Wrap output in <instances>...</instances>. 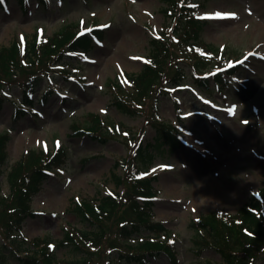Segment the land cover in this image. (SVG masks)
<instances>
[{"label": "rangeland", "instance_id": "374dc122", "mask_svg": "<svg viewBox=\"0 0 264 264\" xmlns=\"http://www.w3.org/2000/svg\"><path fill=\"white\" fill-rule=\"evenodd\" d=\"M47 1L45 7L41 0H29L25 11L19 0H10L7 8L0 10V49L10 48L19 39L31 43L38 34L52 38L68 25L78 26L81 19L91 28L93 23L106 27L102 33L97 32L103 41L87 53L75 57L66 54L56 61L46 56V63L39 69L27 68L20 76L13 75L17 84L0 83V94L21 99L19 81L32 75L34 69L44 74L33 100L32 110L38 113H20L16 118L14 107L2 101L0 137H10L9 158L1 176L2 195L12 191L8 172L28 149L54 151L64 145L68 154L62 167L42 183V189L33 197L31 209L39 214H28L16 237L7 241L4 231L5 220L10 218L5 211L8 201L0 202V246L8 255L7 264H21L13 250L23 240L31 245L33 256L39 257L33 252L36 247L31 239L52 241L51 249L58 261L72 260V252L60 243L72 227L87 230L75 210L77 198L100 204L102 197L110 193L124 197L127 191H134L132 182L137 176L140 180L155 177L149 182L157 188V195L149 200L148 208L178 237L175 245L179 262L162 254L151 264H200L204 257L221 261L215 249H206L201 256L195 254L194 222L200 215L208 221L218 211L238 215L246 203L253 201L252 195L264 188V0H200L203 3L196 16L201 19L199 37L190 41L209 45L216 51L214 56L227 54L230 63L242 61L245 71L234 77L236 84L219 92L213 82L208 90L196 83L184 64L189 74L186 81L173 87L170 94L160 96L158 105L162 120L179 128L183 146L159 144L162 131L150 126L145 118L146 111L153 112L151 103L148 110L138 114L122 111L114 104L113 87L131 82L130 77H140L153 56L150 38L159 35L163 26L172 29L173 18L165 10L167 0ZM64 67L74 71L81 83L64 78ZM45 91L49 93L43 103L40 100ZM99 119L109 132L101 136L104 138L74 132L78 126L86 129ZM141 142L142 148H147L143 155L146 153L153 161L149 169L132 150ZM153 143L154 147L149 146ZM136 196L145 203L141 195ZM118 210L124 212L121 218L116 210L104 222L107 231L113 232L106 240L125 247L130 243L120 240L119 225L135 216L127 204ZM147 232L144 229L136 234L137 241ZM106 249L103 254L96 248L88 264H128V260L118 257L116 246ZM254 264H264V258Z\"/></svg>", "mask_w": 264, "mask_h": 264}, {"label": "trees", "instance_id": "16d2710c", "mask_svg": "<svg viewBox=\"0 0 264 264\" xmlns=\"http://www.w3.org/2000/svg\"><path fill=\"white\" fill-rule=\"evenodd\" d=\"M27 0H19L20 6L26 7ZM9 0H2L0 7L7 4ZM168 6L171 8L169 15L173 18L172 31L178 35L180 48L179 52H184L186 58H189L190 68L192 73L202 74L205 69L209 68L210 62H208L209 55L206 52H200L196 48L189 50L187 48L188 40L199 37L198 23L200 20L195 18L196 6H189L187 0H167ZM167 7V9H169ZM165 9V10H167ZM165 35L171 39V35L167 30L163 31ZM168 38L157 41L151 39L150 43L153 49L154 62L145 66L140 77L132 78L130 88L123 87L119 82L115 88V100L114 104L118 109L129 113L138 114V112H144L147 109L149 103H153L150 113L146 111L147 123L154 126L158 131H162L161 138H158L159 144L163 145L167 143L172 146L180 145L178 136V128L172 124H166L164 120H160L158 116L157 100L159 95L164 91L166 82L181 83L186 77L184 66H172L173 60L169 61V56L174 58L176 52L172 47L171 40ZM92 37L88 34H82L74 26H67L63 31L56 34L54 38L47 41L34 40L31 43L19 44L15 42L10 48L0 49V83L17 82L13 79V75L22 74V72L28 71L27 68H37L43 66L46 63V56L53 59H64L67 52L73 53L80 49H89L92 47ZM173 50L171 51V49ZM83 49V50H84ZM213 49L206 45L202 47L203 50ZM171 51V53H170ZM31 65V67H27ZM50 66L49 62L47 63ZM221 65V63H219ZM173 70V75L169 74V70ZM67 71V68H65ZM40 73L34 69L32 75L26 79L19 81L23 88V101L25 103H32L29 100L32 93L35 92V87L40 79ZM196 80V79H195ZM199 84H203L209 87L208 80L205 75L201 79L196 80ZM215 83L221 86L224 81V74H216ZM16 84V83H12ZM5 99L4 94L0 95V105ZM13 102V101H11ZM149 109V108H148ZM147 109V110H148ZM96 123L86 128V134H92L96 139H102L109 134L105 131V128L101 124L102 121L95 120ZM79 126L76 128L78 129ZM107 128L114 131L111 126ZM78 132V131H77ZM94 134V135H93ZM106 140V139H105ZM8 136L0 137V202L8 201L5 211L9 212L10 218L5 221L4 239L14 238L11 237L15 234L13 231L18 228L21 223V219L30 211V202L33 193L38 191V186L42 181L48 180L50 172L62 164L67 156V151L64 148H59L55 153L50 151H34L31 150L25 154V157L18 162L15 167L8 172L7 178L10 182L12 191L8 196L2 195V178L5 173L4 165L8 161L7 151ZM154 143L149 145L154 147ZM133 150L137 151L141 156V162L148 165L150 158H147L146 147L142 148L139 144L137 147H133ZM117 182L121 183L120 178L116 176ZM134 191H127L126 196L109 195L103 196L100 204L89 203L88 201L81 199V201L75 203V210L78 212L79 218L85 224L87 230H78L75 227L71 228V231L64 234V238L61 241V246L67 247L72 252V260H57V254L50 251L48 240H33V245L36 250H33L39 255L33 256L31 251V245L24 240L20 242L18 248H14L13 253L17 256L18 262L21 264H88L91 262V257L95 254L94 250L99 248L101 253H107V247L116 246L118 248L117 255L120 259L128 263L134 264H151L152 259L158 258L159 255L166 254L176 260L174 254V247L172 246L171 235L166 229V226L159 221H155L149 210H147V204L142 205L138 202L136 195H152L149 184L145 180H133ZM263 198L261 200H253L250 204L243 207L239 215L230 216L229 218H218L215 214L207 221L204 218V228L196 230L194 236V246H198L197 249L201 250L204 245L208 248H214L222 256V260L219 262L204 261L200 264H248L250 261H254L257 255L264 252V189ZM123 199V200H122ZM17 204L16 208L12 205ZM128 205L130 211L134 214V218L126 219L120 226L118 235L121 241H125L130 244H124L125 247L120 245H113L109 240H106L108 235L113 232L107 231L105 227V221L114 211L117 210V216L123 215L118 209H122L124 205ZM17 217V219H12ZM121 218V216H120ZM142 229L148 230L153 233V236L148 234L143 240L137 241L134 237L136 233L142 231ZM165 232L166 236L163 238L162 233ZM173 237V236H172ZM141 242L134 244L131 241ZM137 241V242H136ZM105 243V246H104ZM26 245H29L26 247ZM135 245V246H134ZM93 248V249H92ZM27 252V254L23 253ZM113 255L110 251L109 256ZM110 261L114 262V259L110 258ZM8 255L3 252L0 246V264H7ZM121 264V263H118Z\"/></svg>", "mask_w": 264, "mask_h": 264}, {"label": "snow or ice", "instance_id": "6c2138e0", "mask_svg": "<svg viewBox=\"0 0 264 264\" xmlns=\"http://www.w3.org/2000/svg\"><path fill=\"white\" fill-rule=\"evenodd\" d=\"M0 2H2V0H0Z\"/></svg>", "mask_w": 264, "mask_h": 264}]
</instances>
